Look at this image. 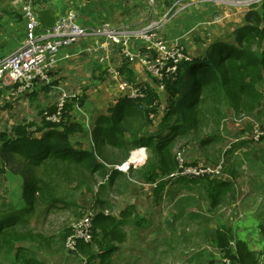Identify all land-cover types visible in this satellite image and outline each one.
I'll use <instances>...</instances> for the list:
<instances>
[{
	"label": "trees",
	"instance_id": "trees-1",
	"mask_svg": "<svg viewBox=\"0 0 264 264\" xmlns=\"http://www.w3.org/2000/svg\"><path fill=\"white\" fill-rule=\"evenodd\" d=\"M245 20V25L235 29L234 41L215 42L204 56L191 55V60L182 61L175 78L165 79L164 99L150 84L135 83L133 71L125 63L122 73L126 80L144 86V95L137 99L121 98L110 116H99L90 148L72 142V137L85 129L70 119L73 103L69 100L59 122L45 117L41 126L28 122L3 132L0 185L7 192L8 174L18 176L24 203L17 206L0 197V264H4L3 259L11 264H45L24 243H36L37 250L51 249L52 238L35 232L29 220L38 208L50 211L75 205L59 193V186L65 182H76L78 188H83V197L77 201L80 206H84L82 200L91 195V184L98 182V178L107 179L109 186H117L122 179L126 190L131 185L130 178L136 177L138 181L157 183L156 200L161 199L168 177L187 183L201 181L212 205L218 204L232 182L208 175L172 176L179 169L175 147L179 140L192 135L204 149L217 142L229 110L248 115L258 111L260 117L264 116V0L259 7L246 12ZM84 102V98H78L79 105ZM57 109L50 108L48 114ZM204 125L211 132L201 138ZM138 148L148 150L147 163L129 166L125 171L118 169ZM100 187L103 191L107 186ZM95 202L101 207L109 206L107 199ZM143 220L135 204L127 205L119 217L101 211L93 220L92 240L80 241L78 251L88 258L87 264H112L119 244L128 238L126 226L132 223L139 227ZM73 231V226L68 227L60 235L61 241H66ZM261 232L264 235V225ZM216 234L223 259L230 258L233 264H260L256 251L237 239L232 228L220 226Z\"/></svg>",
	"mask_w": 264,
	"mask_h": 264
},
{
	"label": "crops",
	"instance_id": "crops-1",
	"mask_svg": "<svg viewBox=\"0 0 264 264\" xmlns=\"http://www.w3.org/2000/svg\"><path fill=\"white\" fill-rule=\"evenodd\" d=\"M26 1L0 0V59L8 57L24 44L27 19L24 17L23 6ZM31 1L36 11L53 9L57 19L65 18L74 12L78 23L82 25H99L110 22L117 29L135 31L151 21L159 22L158 33L161 38L168 43L182 45L194 56H204L215 42L234 41V31L246 24L245 15L248 11L237 5L200 0H188L186 5H175L176 0H154V2L151 0ZM103 45V38H87L62 49L58 54L60 60L50 73L51 84L37 83L30 90L14 97L10 94L13 88L2 85L0 86V101L7 100L9 103L7 108L14 110L21 108L27 112L33 111L31 109L34 105L40 114L41 121L38 125L41 126L43 114L57 106L59 92L55 89L56 86H61L69 93L85 95L84 104L79 105L78 102H74L70 113V119L81 123L85 129L83 133L74 135L72 142H81L92 147L94 144L93 129L98 117L110 116L119 100L127 98L124 96L126 90L122 89V83L127 81L122 73L125 63L133 71L135 83L145 82L158 90L157 81L150 77L140 59V54L150 49V44L145 39L134 37L128 42L127 49L132 56L124 54L120 44H115L109 49H104ZM66 54L70 57L65 58ZM159 93L163 99L167 97L165 90ZM20 94L25 96H19ZM1 106L0 113L5 114ZM19 121L14 123L10 129L0 133V141L3 132H11L14 126L31 122L25 115H21ZM33 123L36 124V122ZM249 147L263 149L264 141L257 142L256 147L253 145ZM249 171L252 174L249 186L240 183L239 178H230L228 181H233L231 189L235 192L226 193V196L214 206L209 201H203L200 204L201 210L196 211L194 215L195 223L192 221L190 226L186 223L185 213L189 211L187 208L186 210L182 208L180 212L183 214L179 215V211L173 210V201L167 199L164 205L162 198L155 199L156 185L153 182L139 181L142 189L151 196L153 206L150 244L154 237L164 238L165 249L159 250L162 242L156 243L153 247L150 245L154 249V252L151 250L152 255L150 256L154 261L151 260L152 264H160V262L162 264V261L168 260L169 254L174 253L172 238L181 237L180 234L187 231L188 227V231H196L198 236H201L199 243L202 251L201 263L197 256L192 264H207L204 263L206 259L209 264H223L219 244L216 242V233L220 226L232 228L235 237L247 242L250 249L256 251L260 264H264V235L261 232V225H264V166L253 167ZM132 204H135L139 211V199L134 200ZM144 216V214L141 215L142 218ZM124 243L119 244L115 256L122 253L120 256L125 255L124 258H126L127 250L131 254L141 252L135 245L132 247L129 245L125 251L122 247ZM77 260L80 259L77 258ZM123 263H127L126 260H123Z\"/></svg>",
	"mask_w": 264,
	"mask_h": 264
},
{
	"label": "rangeland",
	"instance_id": "rangeland-1",
	"mask_svg": "<svg viewBox=\"0 0 264 264\" xmlns=\"http://www.w3.org/2000/svg\"><path fill=\"white\" fill-rule=\"evenodd\" d=\"M220 1L221 2L219 3L241 6L246 10L259 7L263 2V0ZM151 2H154V0ZM152 22L153 21L149 22L148 24H151ZM102 83L103 81L101 82V84ZM108 88L110 87L108 86ZM71 94L75 96L70 98L68 102H78V98L85 99V95L82 96L74 93ZM117 95L121 94L117 93ZM130 95L131 93L126 90L124 96L130 98ZM19 96L25 95L20 94ZM112 100H114V98ZM4 102L0 101V106L2 105L1 110L5 111V114L0 113V133L2 131L10 129L14 123L20 122L19 120L21 119V115H25V117H28L31 122H36L35 125L40 126V124L38 125V123H40L41 117L38 109L34 105L32 107L33 109H31L33 111L27 112L26 110H22L21 108H19L18 110L7 108L9 106V103H7V100ZM46 112H49V110ZM45 113L43 114L41 125L44 122ZM228 113L229 116L226 121V125L223 126V124H221V129L219 131V140L217 142L208 145L207 148L204 149L201 147V144L199 142L200 140H196V137L192 135L190 139L183 138L179 140L175 147V152L180 151L182 150V148H184V160L189 164L201 165V167H204L205 165L215 166L221 161H224V169L219 175L216 176V178L220 180L239 178L240 183L249 186V183H251L250 179L252 178V174L249 169L262 165L264 166V148H251L249 147V145H253L254 147H256V143L264 141V138L260 140H255L254 138H252L246 140V142H243L244 140L241 139V137L244 135H254L256 127L263 125L262 123L264 122V116L260 117L258 111H256L254 114L249 115L245 113L235 114L232 110H229ZM210 132L211 129L207 128L204 125L200 134L201 138ZM191 141L193 142L190 143ZM1 144L2 142L0 141V146ZM84 147L89 148L90 146L84 144ZM140 154L141 155L136 158L133 163L129 164V166L133 165L135 167H141L142 165L147 163V158L149 157L148 150L144 148L142 149V152ZM126 163H128V161ZM125 164L120 166L121 169H123L122 167H124ZM129 166L127 165L126 169H128ZM117 168L120 169L119 167ZM126 169L123 170L125 171ZM165 180L169 181H167V184L165 186L166 188L160 195L162 201L164 202L167 199L168 201H173V210L175 212L179 211V215L183 214L182 212H180L182 208H184V210H186L185 208H187V210L189 211L185 213L187 219L186 223H189L188 226H190L192 221L195 223V220H193L195 219L194 215L196 211H198L199 209L201 210L200 204L203 203V201H209V203H211V198L208 197L207 191L203 187V183H201V181H196L195 183H187V181L185 180L182 181L178 179H169V177ZM101 184L107 186L105 189H103V191L100 187ZM130 184H132V186L130 185L131 188L129 186V188L125 190L123 189L125 184L124 180L122 179L118 181L117 186H109L107 179L98 178V182L91 184V195H87V197L82 200L84 206H80L77 201L83 197V188H78L76 182L69 184H67L66 182L62 183L58 188L59 193L64 195V197H68L67 201H73L75 205L62 207L61 209H53L50 211H46L44 208H38L34 213L31 214L29 220L30 227L34 229L35 232L42 233L47 238H52L50 247L51 249L45 247L43 249L37 250L34 246L36 245V243H33L31 241H27L24 244L27 247H31V251L35 254L38 260L43 261V263L45 264H82L81 260H77V258L81 259V256H79L78 252L70 250V248H68L67 246V241H61L60 235L64 233L68 227L74 226L75 223L82 218L84 213L92 208L94 214L104 211L107 214H113L119 217V213L121 210H123L127 205L132 204L134 200L139 199V203L141 206L139 205L138 207V213H140L141 215H145L143 217V223L139 227L134 226L132 223H129L126 226L128 238L125 241L124 245H122V247L123 249L125 248L124 250L126 251L129 245V247L135 245L140 249L141 252L131 254L129 250L126 251L128 252L126 253L128 254L126 258L133 261H128L126 258H124L125 255L120 256L122 255V253H118L116 256H114L115 258L113 259L112 264H124L123 260H126L127 263L125 264H152L153 260L152 258H150V256L152 255L151 250L154 252V249H152V247L156 245V243L160 244L162 242L159 250L161 251L162 249H165L163 244L164 238L154 237L151 240L152 243L150 244L149 237L150 229L152 228L153 215L151 196L147 195L146 191L142 189V186H140L141 184L139 183L137 177L130 178ZM155 185L157 186V184ZM6 187L8 188V191L4 192V186L2 187L0 185V197L4 196L15 205L21 206L24 203L22 198L21 179L18 176L8 174ZM233 191L234 189H230L228 192L233 193ZM100 198L107 199L109 206L101 207L99 202H95V200ZM162 209L164 210V207ZM188 229L187 231H183V233L180 234L181 237L174 236V238H172L174 253L169 254L168 260L166 262L162 261V264H192L193 260L197 259V256H199L198 259L201 263L202 251L201 247H199L201 236H198L196 231H188ZM150 245H152V247ZM175 245H177L176 248ZM123 249L122 251H124ZM178 249L179 251H176ZM138 256L140 257L139 260ZM82 257L88 259L83 254ZM2 261L4 264H11L10 260L3 259ZM204 263L209 264L208 259H206Z\"/></svg>",
	"mask_w": 264,
	"mask_h": 264
},
{
	"label": "built area",
	"instance_id": "built-area-1",
	"mask_svg": "<svg viewBox=\"0 0 264 264\" xmlns=\"http://www.w3.org/2000/svg\"><path fill=\"white\" fill-rule=\"evenodd\" d=\"M187 1L176 0L175 5H186ZM200 1L221 2L220 0ZM23 13L27 19V33L24 44L8 57L0 59V86H11L13 90L10 94L13 97L30 90L37 83L51 84L50 73L60 60L59 52L87 38H103L104 49L120 44L123 47L124 54L127 56H132L127 49V44L132 38L145 39L150 44V49L141 53L140 59L150 77L157 81L159 92H163L166 89V78H175L180 63L184 60L192 59L191 54L185 47L168 43L160 37L158 33L159 23L157 22L146 24L139 30L125 31L115 28L110 22H104L99 25H82L78 23L76 14L71 12L67 17L57 19L52 28H47L41 24L31 0H27L24 3ZM64 57L69 58L70 55L66 54ZM143 87L128 81L122 83V89L129 91L132 99H137L144 95ZM55 89L59 92L57 112L54 114H48L47 112L45 117L49 121L59 122L62 118L64 105L75 95H72L61 86H56ZM260 126L256 127L254 135H244L241 139H263L264 127ZM184 152V148L176 152L179 169L172 176L186 175L192 178L208 175L216 177L224 169V161L215 166L205 165L204 167L189 164L183 158ZM119 168L121 169L120 166ZM92 209L88 210L75 223L73 234L66 240L68 248L78 252L79 256H81L82 264H87V259L82 257V254L78 251V245L80 241L89 242L92 240L93 220L96 215ZM223 263L233 264V261L230 258H224Z\"/></svg>",
	"mask_w": 264,
	"mask_h": 264
},
{
	"label": "water",
	"instance_id": "water-1",
	"mask_svg": "<svg viewBox=\"0 0 264 264\" xmlns=\"http://www.w3.org/2000/svg\"><path fill=\"white\" fill-rule=\"evenodd\" d=\"M36 12L41 24L47 28H52L57 21V17L53 9H39Z\"/></svg>",
	"mask_w": 264,
	"mask_h": 264
},
{
	"label": "bare ground",
	"instance_id": "bare-ground-1",
	"mask_svg": "<svg viewBox=\"0 0 264 264\" xmlns=\"http://www.w3.org/2000/svg\"><path fill=\"white\" fill-rule=\"evenodd\" d=\"M142 149L144 148H139V149L134 150L133 153L131 154V158L128 160V163H126L124 167L122 168L126 169L127 165L129 166L130 163H133V161L141 155L140 153L142 152Z\"/></svg>",
	"mask_w": 264,
	"mask_h": 264
}]
</instances>
